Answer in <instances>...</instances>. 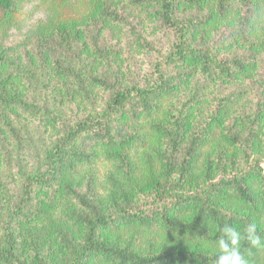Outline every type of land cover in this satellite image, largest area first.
I'll use <instances>...</instances> for the list:
<instances>
[{
	"label": "trees",
	"instance_id": "16d2710c",
	"mask_svg": "<svg viewBox=\"0 0 264 264\" xmlns=\"http://www.w3.org/2000/svg\"><path fill=\"white\" fill-rule=\"evenodd\" d=\"M92 1L99 23L43 31L32 61L0 48V264H215L224 224L264 238V0H129L167 49ZM104 21L132 44L101 39ZM215 22L232 36H197ZM201 80L258 88L207 97ZM242 253L264 264V248Z\"/></svg>",
	"mask_w": 264,
	"mask_h": 264
},
{
	"label": "rangeland",
	"instance_id": "374dc122",
	"mask_svg": "<svg viewBox=\"0 0 264 264\" xmlns=\"http://www.w3.org/2000/svg\"><path fill=\"white\" fill-rule=\"evenodd\" d=\"M111 6L120 15L127 17L133 24H135L143 33L154 41L158 39L165 47L166 41L164 36L160 34L156 23L151 18V12L146 8H135L131 5L129 0H110ZM97 3L92 0H31L28 3H22L13 12H0V48L8 51L10 55L19 58V62L25 64L28 60L32 61L34 58L35 44L38 42L40 36L43 35V31L52 29L55 25L60 23H71L74 21L80 22V29L88 30L92 29L90 26L96 22V17L93 12ZM206 12H198L192 9L182 8L179 12L181 18L188 19L198 18ZM84 20V21H83ZM101 33H98L101 39L110 37L113 42L118 46H125L132 44V40L126 29L119 28L112 24L104 21L101 23ZM234 33V26L231 24H208L201 27L198 37H204L205 41L213 42L214 40H220L221 38H230ZM168 47H165L167 49ZM127 49V48H126ZM235 53L239 57H246L250 54L247 50L235 48L230 50L229 53ZM134 54L141 60L144 66H148L146 55H142L138 52ZM264 59V54L257 57V60ZM264 62V60H263ZM253 81H241L236 85L229 87L224 86L221 88L219 84H209L203 80L198 82V85L205 87V94L207 97L215 94L217 91L228 90L227 92L233 91L234 89H252ZM255 88H258L253 85ZM220 87V88H219ZM258 89H253L250 92V96L254 97L259 94ZM101 104L106 102L105 95H99ZM81 105V104H80ZM206 107V104H205ZM205 109V108H204ZM202 109V110H204ZM143 128V131L147 130L148 123H140L139 125ZM2 161H0V168ZM102 178L106 173V165L98 164L95 167Z\"/></svg>",
	"mask_w": 264,
	"mask_h": 264
},
{
	"label": "clouds",
	"instance_id": "9594fccd",
	"mask_svg": "<svg viewBox=\"0 0 264 264\" xmlns=\"http://www.w3.org/2000/svg\"><path fill=\"white\" fill-rule=\"evenodd\" d=\"M242 242L255 248H264V238L258 233L257 224L249 223L242 231L224 224L220 229V236L214 241L217 252L215 264H249L242 253Z\"/></svg>",
	"mask_w": 264,
	"mask_h": 264
}]
</instances>
